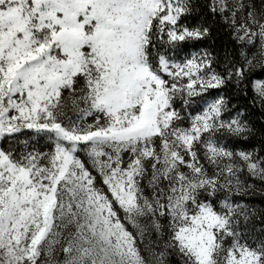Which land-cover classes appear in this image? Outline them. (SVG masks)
Instances as JSON below:
<instances>
[{
    "label": "snow or ice",
    "instance_id": "obj_1",
    "mask_svg": "<svg viewBox=\"0 0 264 264\" xmlns=\"http://www.w3.org/2000/svg\"><path fill=\"white\" fill-rule=\"evenodd\" d=\"M256 195L264 0H0V264H264Z\"/></svg>",
    "mask_w": 264,
    "mask_h": 264
},
{
    "label": "trees",
    "instance_id": "obj_2",
    "mask_svg": "<svg viewBox=\"0 0 264 264\" xmlns=\"http://www.w3.org/2000/svg\"><path fill=\"white\" fill-rule=\"evenodd\" d=\"M256 78H261V77H256ZM250 95H252V93H249ZM259 118V113H257V119ZM251 204L257 206V207H264V196L261 195H256L254 198H252L249 201ZM257 228L260 227V225L257 223L256 225Z\"/></svg>",
    "mask_w": 264,
    "mask_h": 264
}]
</instances>
